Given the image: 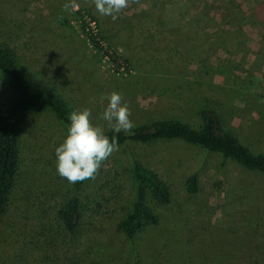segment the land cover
I'll list each match as a JSON object with an SVG mask.
<instances>
[{
	"label": "rangeland",
	"instance_id": "rangeland-1",
	"mask_svg": "<svg viewBox=\"0 0 264 264\" xmlns=\"http://www.w3.org/2000/svg\"><path fill=\"white\" fill-rule=\"evenodd\" d=\"M80 8L125 71L92 48ZM0 42L105 131L102 97L116 92L135 126L172 118L198 126L197 110L208 107L250 151L264 152V0H130L115 21L92 0H0ZM9 93L0 79V103ZM65 138L51 112L29 114L13 202L0 221V264H264V172L169 139L119 147L77 186L56 169ZM132 159L169 185L172 202L157 208V226L128 238L116 223L135 200ZM191 173L197 190L187 193ZM73 194L82 215L71 238L55 212Z\"/></svg>",
	"mask_w": 264,
	"mask_h": 264
},
{
	"label": "trees",
	"instance_id": "trees-1",
	"mask_svg": "<svg viewBox=\"0 0 264 264\" xmlns=\"http://www.w3.org/2000/svg\"><path fill=\"white\" fill-rule=\"evenodd\" d=\"M79 27L92 48H99L95 36L86 29L83 9L75 11ZM89 15V14H88ZM94 21L95 19L89 15ZM100 35V33L98 32ZM101 37V35H100ZM102 38V37H101ZM115 60V56L111 57ZM0 79L9 94L0 103V221L13 202V192L22 164V137L24 125L31 112L47 110L67 134L69 113L67 102L45 81L34 76L26 67L18 65L13 49L0 42ZM198 126L176 118L153 120L138 124L129 133L106 131L110 138L116 135L118 148L127 144L153 143L177 139L201 150L215 153L223 161H229L243 169L264 172V152L254 153L248 149L229 129L215 110L200 107L197 110ZM130 170L136 183L134 203L116 223V228L126 237L142 234L148 228L157 226L160 213L157 208L172 202V191L168 184L149 166L138 159L130 161ZM90 179L75 183L79 186ZM187 193L197 190L194 173L184 179ZM82 202L77 194L63 201L55 212V221L60 230L71 238L78 235L81 227Z\"/></svg>",
	"mask_w": 264,
	"mask_h": 264
},
{
	"label": "clouds",
	"instance_id": "clouds-1",
	"mask_svg": "<svg viewBox=\"0 0 264 264\" xmlns=\"http://www.w3.org/2000/svg\"><path fill=\"white\" fill-rule=\"evenodd\" d=\"M101 16L113 21L129 7L130 0H92ZM138 3L139 0H132ZM108 104L99 119L107 122V128L114 133H129L135 126L130 119L131 111L119 93L107 97ZM91 110L83 109L69 113L66 138L55 148L56 169L59 176L70 184L94 179L103 161L118 151V138L106 135L103 125H94Z\"/></svg>",
	"mask_w": 264,
	"mask_h": 264
},
{
	"label": "built area",
	"instance_id": "built-area-1",
	"mask_svg": "<svg viewBox=\"0 0 264 264\" xmlns=\"http://www.w3.org/2000/svg\"><path fill=\"white\" fill-rule=\"evenodd\" d=\"M84 23L86 24V29H89L91 33L95 36L98 43L97 51L101 53L104 59H106L117 71H125L127 68L125 63L115 55L112 50L107 46V43L98 34V29L95 21L86 13L83 14ZM115 56V60L112 61L111 57Z\"/></svg>",
	"mask_w": 264,
	"mask_h": 264
}]
</instances>
